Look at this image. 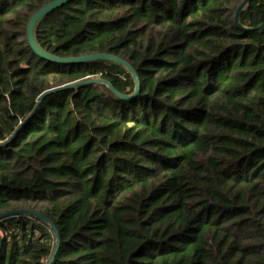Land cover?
Listing matches in <instances>:
<instances>
[{
  "label": "trees",
  "instance_id": "trees-1",
  "mask_svg": "<svg viewBox=\"0 0 264 264\" xmlns=\"http://www.w3.org/2000/svg\"><path fill=\"white\" fill-rule=\"evenodd\" d=\"M53 0H0V141L41 93L122 65H58L26 40ZM71 0L34 39L57 57L106 53L139 91L46 96L0 147V264H264V0ZM50 224H49V223Z\"/></svg>",
  "mask_w": 264,
  "mask_h": 264
},
{
  "label": "water",
  "instance_id": "water-1",
  "mask_svg": "<svg viewBox=\"0 0 264 264\" xmlns=\"http://www.w3.org/2000/svg\"><path fill=\"white\" fill-rule=\"evenodd\" d=\"M69 1H71V0H53L49 3H47L46 5H44L43 7H41L37 12H35L30 17V19L27 23V26H26V40H27L29 47L33 51V53L42 60H45V61L51 62V63H55L58 65H75V64H81V63L90 62V61H97V60H107V61H112V62L118 63V64L122 65L123 67H125L127 69V71L131 74L133 81L135 83L134 91L130 95L122 94V93L118 92L116 89H114L113 86L109 82H107L103 79H91V80L83 81V82H74V83L63 85V86L54 87L52 89H48L39 95L35 107L31 111V113L27 116V118L20 124L18 129H16V131L12 134V136H10L5 141H0V147L8 144L13 139V137L19 131L20 127L33 116V114L37 110L40 102L48 95H51L53 93H57L60 91H64L67 89H72V88H75L77 86L91 84V83L105 84L109 88V90L117 98L122 99V100H128V99L134 98L136 96L137 92L139 91V80H138V77H137L135 70L133 69V67L131 65H129L126 61H124L123 59H121L119 57L109 55L106 53H95V54H90V55H85V56H80V57H57V56L51 55V54L43 51L37 45V43L34 39V28H35V25L37 24V22L40 21L48 13L52 12L53 10H55L59 7H62L63 5L68 3ZM249 2H250V0H243L241 2V4L237 7L236 12H235V18H234L235 23L237 25H239L238 24V16H239L240 12L243 10V8L245 6H247V4ZM262 27H264V24L260 25L259 27L253 28V29H259ZM21 214H28V215L37 216V217L41 218L42 220L46 221L41 215L33 213L31 211H27V210H14V211H8L5 213H2V214H0V220L7 218V217L15 216V215H21ZM50 226H51V229H52L54 237H55V247L53 249V253H52L50 259L48 260L47 264H51V262L54 259L55 254L57 253V250L59 248L58 233L52 224H50Z\"/></svg>",
  "mask_w": 264,
  "mask_h": 264
},
{
  "label": "built area",
  "instance_id": "built-area-1",
  "mask_svg": "<svg viewBox=\"0 0 264 264\" xmlns=\"http://www.w3.org/2000/svg\"><path fill=\"white\" fill-rule=\"evenodd\" d=\"M0 235H1V233H0Z\"/></svg>",
  "mask_w": 264,
  "mask_h": 264
}]
</instances>
